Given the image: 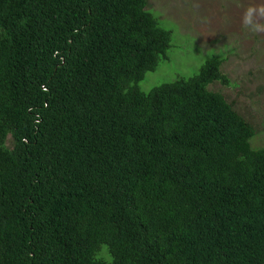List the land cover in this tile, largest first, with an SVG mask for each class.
Listing matches in <instances>:
<instances>
[{
    "label": "trees",
    "instance_id": "16d2710c",
    "mask_svg": "<svg viewBox=\"0 0 264 264\" xmlns=\"http://www.w3.org/2000/svg\"><path fill=\"white\" fill-rule=\"evenodd\" d=\"M152 13L0 0V264H264V145L223 58L140 89L173 47Z\"/></svg>",
    "mask_w": 264,
    "mask_h": 264
},
{
    "label": "rangeland",
    "instance_id": "374dc122",
    "mask_svg": "<svg viewBox=\"0 0 264 264\" xmlns=\"http://www.w3.org/2000/svg\"><path fill=\"white\" fill-rule=\"evenodd\" d=\"M261 4L264 0H148V9L172 30L173 47L168 62L148 72L140 89L189 77L211 57L223 58L228 84L210 88L235 101L237 112L257 131L253 146L264 145V33H251L242 24L245 9Z\"/></svg>",
    "mask_w": 264,
    "mask_h": 264
},
{
    "label": "clouds",
    "instance_id": "9594fccd",
    "mask_svg": "<svg viewBox=\"0 0 264 264\" xmlns=\"http://www.w3.org/2000/svg\"><path fill=\"white\" fill-rule=\"evenodd\" d=\"M264 4L249 6L242 16L245 29L254 34L264 33Z\"/></svg>",
    "mask_w": 264,
    "mask_h": 264
}]
</instances>
